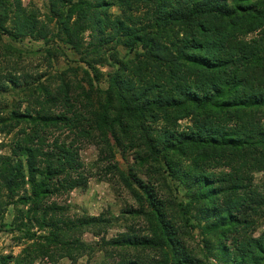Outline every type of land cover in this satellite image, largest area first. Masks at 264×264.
<instances>
[{"label":"trees","instance_id":"1","mask_svg":"<svg viewBox=\"0 0 264 264\" xmlns=\"http://www.w3.org/2000/svg\"><path fill=\"white\" fill-rule=\"evenodd\" d=\"M46 1L64 43L81 52L88 32L94 48L81 57L89 70L83 69L86 85L73 83L75 96L67 81L55 92L25 84L23 92L38 107L11 108L0 117V130L13 133L0 144V193L8 197L0 200V211L25 205L15 221L34 240L17 257L0 255V264H34L46 256L55 263L41 264H58L59 257L77 264L88 246L75 233L108 224L103 215L69 217L48 201L86 185L82 140H98L112 158L116 148L134 149L140 166H154L161 176L166 170L186 184L189 198L176 203L177 216L186 223L197 205L205 251L204 259L188 251L166 199L153 182L133 175L136 212L148 221L149 233L120 232L102 240L106 247L149 249L160 258L125 255L99 264H211L205 262L210 258L216 264H264V230L254 235L264 218V0ZM112 6L120 13L111 14ZM44 29L20 0H0V40L3 34L46 38ZM107 45H122L132 55L118 60L111 52L118 67L100 89L94 81L102 73L90 54ZM8 86H20L19 77L0 78V92ZM57 103L63 109L55 113L50 106ZM181 119L188 120L185 128ZM255 173H262L261 184L254 183ZM33 226L43 233L31 231Z\"/></svg>","mask_w":264,"mask_h":264},{"label":"rangeland","instance_id":"2","mask_svg":"<svg viewBox=\"0 0 264 264\" xmlns=\"http://www.w3.org/2000/svg\"><path fill=\"white\" fill-rule=\"evenodd\" d=\"M22 6L28 12L35 14L39 23L45 25L46 38H33L30 36L18 40L10 39L6 34L1 35L0 40V78L9 73L19 77L20 86H8V90L0 92V117L7 115L11 108L20 107L24 109L28 104H32L35 109L38 107L31 100L28 94L23 92V85L44 84L50 92H55L61 86V82L71 83V94L76 95L79 90L73 89V83H84L85 74L83 69H88L86 63L81 61V57L87 50H93L94 46L89 44L91 37L88 32L83 34L82 46L78 52L67 43H64L59 36L56 20L50 19L51 12L46 0H20ZM109 12L113 15L120 13L119 8L112 6ZM95 41V40H94ZM94 44H96L94 42ZM99 53L90 54L91 60H97L95 66L101 71L102 77L99 82L94 81V85L100 89H106L108 73L113 72L118 67V60L128 59L132 53L122 45L104 46ZM115 51L117 59L110 54ZM105 59V60H104ZM91 74V73H90ZM92 76V74H91ZM33 86V87H34ZM76 86V85H74ZM87 87V86H86ZM37 94H42L38 93ZM40 98L43 95L39 96ZM63 108L60 103L50 106V110L58 113ZM180 128L188 125L187 119L178 121ZM160 124L156 125L157 127ZM1 127V120H0ZM16 131V129L14 130ZM13 133L5 134L0 130V144L9 143ZM2 151H6V146H1ZM79 154L83 163V169L87 176V183L83 187L74 188L64 195L51 196L48 201H54L57 205L65 208V214L69 217L77 215L98 216L103 215L109 218V222L103 227H89L76 232L75 236L83 241L88 247L86 251L77 257V264H99L104 261L119 259L121 256L142 255L146 261L160 258L158 252L145 249L133 248H111L106 247L104 239H110L120 232H131L138 234H148L149 224L143 215L138 212L140 202L137 199L139 193L135 177H140L144 183L151 185L154 183L157 194L166 199L169 214L173 217L174 224L180 227L184 244L189 252L198 258L204 259L201 229L197 226L196 204L192 205L189 219L184 221L177 216L179 208L176 203H186L189 196L188 188L181 180L173 178L167 171L163 176L154 172V166H140L135 160V150L131 148H116L114 157H110L103 144L98 140H86L79 142ZM115 164L117 169L112 168ZM188 160H182L184 167L189 166ZM164 165V164H163ZM209 171H220V168L209 167ZM132 182L129 187L122 179L120 172ZM132 174V175H131ZM262 173H255L254 183L261 184ZM26 188H29L26 184ZM7 200L4 192L0 193V200ZM16 199V197L14 198ZM25 210L26 206L18 203L17 206L9 204L0 211V255L11 254L17 257L22 254V249L31 245L34 240L25 238L20 230L19 222L15 221L18 210ZM184 218V217H183ZM264 230V218H261L254 235H258ZM31 231L38 232L35 226ZM57 257L56 254L53 256ZM58 264H71L67 257H59ZM55 263L49 257H38L34 264ZM206 263L216 264L213 258Z\"/></svg>","mask_w":264,"mask_h":264}]
</instances>
